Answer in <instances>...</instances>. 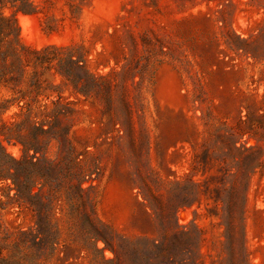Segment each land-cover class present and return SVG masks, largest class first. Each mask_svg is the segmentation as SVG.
I'll use <instances>...</instances> for the list:
<instances>
[{
  "label": "rangeland",
  "instance_id": "rangeland-1",
  "mask_svg": "<svg viewBox=\"0 0 264 264\" xmlns=\"http://www.w3.org/2000/svg\"><path fill=\"white\" fill-rule=\"evenodd\" d=\"M0 12L18 27L13 46L39 51H21L14 88L40 117L57 115L81 153L86 211L131 243L126 262L264 264V0H1ZM17 94L0 86V99ZM15 112L11 100L0 119ZM59 147L42 152L55 161ZM60 198L51 220L74 246L64 264H99ZM33 225L26 205L0 208V259ZM37 256L61 264L64 253L42 244Z\"/></svg>",
  "mask_w": 264,
  "mask_h": 264
},
{
  "label": "trees",
  "instance_id": "trees-1",
  "mask_svg": "<svg viewBox=\"0 0 264 264\" xmlns=\"http://www.w3.org/2000/svg\"><path fill=\"white\" fill-rule=\"evenodd\" d=\"M17 30L15 21L0 12V86L13 88L18 93L12 99H0V112L8 108L11 100L18 106L14 119H0V190L5 197V200L0 199V208L15 204L26 205L33 214L34 225L16 231V239L9 247L10 255L0 259V264H38L37 252L42 244L47 245L50 256L57 255L60 251L64 253L61 264L71 257L74 246L69 243L61 244L58 221L51 220L53 200L60 197L67 206L66 213L72 228L80 234V249H86V243L87 247H93L94 254L101 256L99 264H140L131 259L126 262L123 258L125 249L134 250L129 241L108 231L107 226L96 216L93 207L90 212L86 211V187L82 185L86 181V173L80 167L81 153L76 152L74 146L60 136L57 115L45 114L40 117L41 114L35 111L32 101L27 100L26 91L14 88L20 81L24 66L21 51L39 53L28 46H22L18 50L12 45V38L19 39ZM69 59L71 64H77L74 59ZM64 73L77 87L78 81L73 72L65 69ZM33 85L35 83L31 82L30 86ZM78 89L83 92V86ZM53 103L55 112L62 113L64 105ZM51 139L60 142L59 156L55 161L49 160L42 152L43 144ZM12 140L22 146V154L18 158L12 157L6 150L4 142ZM45 186L53 192V196H43ZM34 187H37L36 191H33ZM98 241L103 242L101 248L96 246ZM61 246L63 247L60 248ZM105 249L112 252V258L104 257ZM143 263L152 264L148 258H145V262L143 259Z\"/></svg>",
  "mask_w": 264,
  "mask_h": 264
}]
</instances>
